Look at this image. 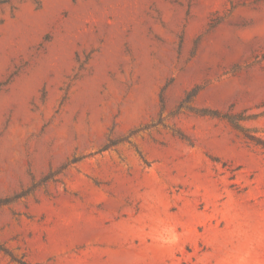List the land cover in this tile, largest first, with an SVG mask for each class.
<instances>
[{"label": "rangeland", "instance_id": "obj_1", "mask_svg": "<svg viewBox=\"0 0 264 264\" xmlns=\"http://www.w3.org/2000/svg\"><path fill=\"white\" fill-rule=\"evenodd\" d=\"M230 117L264 141V0H0V264H264Z\"/></svg>", "mask_w": 264, "mask_h": 264}, {"label": "trees", "instance_id": "obj_2", "mask_svg": "<svg viewBox=\"0 0 264 264\" xmlns=\"http://www.w3.org/2000/svg\"><path fill=\"white\" fill-rule=\"evenodd\" d=\"M239 119V117H230L229 120L233 123V125L238 128L239 130L245 132L246 134V137L249 138L250 140L252 141H255L257 144H261L263 147H264V141L257 138V137H254L253 135H250L248 134V131L246 129H244L238 122L237 120ZM1 250H4L2 247H0ZM5 252H7L5 250ZM20 264H25L23 262H21Z\"/></svg>", "mask_w": 264, "mask_h": 264}]
</instances>
